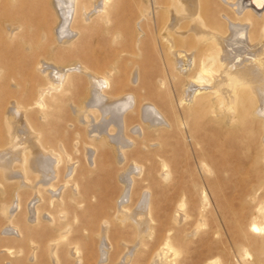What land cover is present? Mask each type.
Listing matches in <instances>:
<instances>
[{
  "label": "bare ground",
  "instance_id": "obj_1",
  "mask_svg": "<svg viewBox=\"0 0 264 264\" xmlns=\"http://www.w3.org/2000/svg\"><path fill=\"white\" fill-rule=\"evenodd\" d=\"M256 167L264 0H0V264L247 263Z\"/></svg>",
  "mask_w": 264,
  "mask_h": 264
},
{
  "label": "rangeland",
  "instance_id": "obj_2",
  "mask_svg": "<svg viewBox=\"0 0 264 264\" xmlns=\"http://www.w3.org/2000/svg\"><path fill=\"white\" fill-rule=\"evenodd\" d=\"M7 8H5L6 12ZM51 82L55 81V78L49 77ZM138 114V113H137ZM139 116L140 120V113L137 115ZM136 119L137 121H139ZM73 124L78 127V131L80 132V135L82 137H85V132H83V127H80L78 124V119L73 117ZM71 124V123H70ZM211 130L206 134V137H213L214 136V142L218 143H224L225 138H226V132H227V127L224 128L222 125H216L213 124L211 125ZM187 135V132H185ZM232 138V137H231ZM189 142V139H187ZM227 145V144H225ZM113 157V163L115 164L116 160L115 158V153L111 155ZM264 169V167H263ZM246 170L249 171L247 168ZM254 173L260 172V177L264 176V170H262L260 167H256L255 170H252ZM250 171V172H252ZM259 177V176H258ZM191 181L194 182L195 184L198 185L200 182V179L196 175H194V172H192V177ZM115 182L117 183V179H115ZM202 182V181H201ZM211 182L215 185V180H211ZM203 183V182H202ZM117 185H119L117 183ZM249 185L253 187L254 189H257L258 191L252 195L247 197L248 199H253L254 204H250L248 208H240V206L237 204V200L234 198L233 195H228V193H225V196H228V202H225L227 206V211H228V216H229V222L235 226V228L238 229V231H249L252 235L250 238L251 241V257L249 259V262L245 263L243 262L241 258V251L240 248L237 246H231L229 243V251H230V261L231 264H264V203L262 205H258V199H256L257 195L262 197V186H264V181L262 182H257L256 178H251V181H249ZM120 186V185H119ZM13 193V191L11 192ZM230 196V197H229ZM3 196L0 193V201L2 200ZM221 199L224 197H220ZM226 201V200H225ZM15 204V203H14ZM228 204L231 205L230 209L228 208ZM16 205V204H15ZM14 205V206H15ZM239 207H238V206ZM24 207L21 208V211L25 214V209ZM234 209V210H233ZM24 214H21L25 216ZM16 221V219H15ZM240 223V225H238ZM221 233V238L224 241L225 239V230L222 227L221 224L218 225ZM97 243L94 245L96 247ZM3 250V249H0ZM32 260V258H31ZM68 264H72V261L70 260Z\"/></svg>",
  "mask_w": 264,
  "mask_h": 264
}]
</instances>
